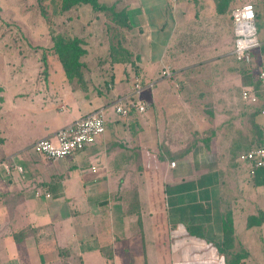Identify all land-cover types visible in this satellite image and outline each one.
I'll use <instances>...</instances> for the list:
<instances>
[{"label": "crops", "instance_id": "crops-1", "mask_svg": "<svg viewBox=\"0 0 264 264\" xmlns=\"http://www.w3.org/2000/svg\"><path fill=\"white\" fill-rule=\"evenodd\" d=\"M187 1L98 0L116 3L130 27L122 43L130 54L125 80H113L105 92L88 84L96 77L89 73L83 89L68 88L60 63V72L51 71L42 82L19 73L0 83V119L7 115L6 127H0V264H218L228 205L234 236L249 256L256 253V237L264 236V170L249 177L239 156L257 144L231 149L255 184H239L247 199L225 204L227 175L218 161L224 124L208 127L241 110L233 121L251 116L262 140L264 38L250 63H240L231 54L233 43L204 42L208 23L219 34L233 35L230 16L228 23L221 19L228 5L219 12L214 0H197L202 7L196 13L194 0ZM165 71L171 76L163 78ZM197 77L200 107L194 108L190 85ZM136 83L143 86L139 92ZM247 87L257 92L255 106L242 99ZM131 95L145 110H131L125 118L108 113L103 134L69 159L51 161L31 151L36 140ZM186 122L201 136H215L198 139L183 130Z\"/></svg>", "mask_w": 264, "mask_h": 264}, {"label": "rangeland", "instance_id": "rangeland-1", "mask_svg": "<svg viewBox=\"0 0 264 264\" xmlns=\"http://www.w3.org/2000/svg\"><path fill=\"white\" fill-rule=\"evenodd\" d=\"M190 1V0H189ZM187 1V2H189ZM264 0H230L228 4V10L224 14L222 20L227 22L230 11L233 8L240 7L244 4L251 3L254 6L256 18L255 27L259 40L264 38ZM193 9L198 13L199 5L197 0H194ZM261 3L260 10L257 12L258 4ZM191 3V2H190ZM59 3L57 0H0V83L4 84L10 80L11 77L18 75L19 73L30 74L29 81L42 82L48 76L51 71L60 72L59 60L53 52V36L59 34L64 38L77 37L81 40L80 46L85 50V54L81 57L85 67L82 69V75L86 76L89 73L91 76L96 75L95 78H91L90 86L96 87V90L105 92L106 87L109 90V83H113V80H125L124 72L126 66L123 64H111L108 56L110 46L116 47L117 44L122 46V43L127 39L125 29L119 23L111 21L108 15L103 13H93L88 7L79 6L75 7L72 11L61 13L59 10ZM120 8L119 6L117 7ZM229 15V16H228ZM228 23V22H227ZM227 23L221 22L222 27H226ZM208 30L205 34L204 42L208 46L215 44L216 42L222 43L224 40L228 44H232L233 35L228 30L223 32L221 30L217 32L212 28V23H208ZM212 29V30H211ZM228 33V34H227ZM222 34H224L222 36ZM225 36V37H224ZM206 39V40H205ZM196 43V38H192V43ZM263 53V49H261ZM42 57H45V62ZM258 57V56H257ZM110 74L112 76L110 77ZM115 75V77H114ZM86 78V77H85ZM111 78H115L112 79ZM88 80V79H87ZM68 88L76 89L78 85L76 83H68ZM193 91V98L196 91L199 90V79H194L191 83ZM199 98H194V108H199ZM241 108V107H240ZM241 110L232 111L231 115H226L217 120H207L213 123V127H208V130H215V124L222 122L221 138L222 144L225 146V150L221 157H218V161L222 166V171L227 175L223 182V198L225 204L232 199H247V191L240 190L239 184H251L254 185V180L249 179L245 175V171L242 166L235 160L237 155L236 150H231L236 146H239V150L242 151L248 148L251 144L257 142L258 127L255 125V121L250 117H244L242 119L234 120V114L236 115ZM237 112V113H236ZM199 113V110H198ZM193 114L198 117L197 112L193 111ZM220 120V121H219ZM244 120L246 123H244ZM219 121V122H218ZM7 115L3 113L0 119V127H6ZM218 122V123H217ZM192 126H188L187 122L184 124L183 130L187 133L190 132L198 139L202 137L215 136V133L206 132L201 136V131L196 130ZM254 125V130L250 126ZM248 130H251L248 133ZM238 132V134H237ZM201 136V137H200ZM212 138V137H211ZM214 142V141H213ZM214 145V143H213ZM227 147V148H226ZM214 149V146H212ZM230 151V153H227ZM71 155L67 156L65 160L69 159ZM182 162V159H179ZM232 169V171L230 170ZM234 171V173H232ZM234 174V175H232ZM233 178L235 179L233 181ZM236 187V188H235ZM209 193V191H206ZM215 195V190L212 192ZM200 197H203V193H200ZM258 197V196H257ZM255 209L253 216L259 221H262L260 208L258 201H255ZM229 205L224 207V213L230 211ZM251 223V222H250ZM255 223V222H254ZM259 225V224H258ZM219 237L221 236L220 224L218 225ZM256 237V253L249 256V253L243 249L241 241L232 235L226 236L223 239L224 249L226 253L217 255L218 264H227L228 261L241 252H246L247 256L239 259L238 264H264V236L259 233ZM251 251L255 250V247H251ZM234 255V256H232ZM232 263V262H231Z\"/></svg>", "mask_w": 264, "mask_h": 264}, {"label": "built area", "instance_id": "built-area-1", "mask_svg": "<svg viewBox=\"0 0 264 264\" xmlns=\"http://www.w3.org/2000/svg\"><path fill=\"white\" fill-rule=\"evenodd\" d=\"M230 18L233 27V45L231 54L240 63L249 64L250 53L259 47L255 18L256 13L251 3L233 8L230 11ZM171 73L165 71L162 77H170ZM259 78L264 81V74L260 73ZM151 87V84L149 85ZM135 92L143 89V86L136 83ZM242 99L247 104L255 106L258 104V95L254 88L247 87L242 91ZM131 110L143 112L145 105L133 100V96L118 97L112 104L99 106L71 124L64 126L48 137L36 140L30 147L37 155L51 161L63 160L67 156L83 151L86 147L94 144L105 131V121L108 113L120 118H125ZM259 115L264 121V105L259 107ZM239 161L246 165L247 175L253 178L259 170H264V132L263 139L259 145L254 146L239 156ZM173 165V164H172ZM8 171V166L4 165ZM94 171V168H92ZM48 197V194H45Z\"/></svg>", "mask_w": 264, "mask_h": 264}, {"label": "trees", "instance_id": "trees-1", "mask_svg": "<svg viewBox=\"0 0 264 264\" xmlns=\"http://www.w3.org/2000/svg\"><path fill=\"white\" fill-rule=\"evenodd\" d=\"M59 3V10L61 13L67 12L72 8L85 6L90 9L93 13H103L110 17L111 21L114 23H120L122 28L129 29V24L127 23L126 15L123 10L116 9V3L111 5L100 4L98 0H57ZM230 0H214L216 4V9L222 12L228 5ZM81 40L77 37L64 38L62 35L53 36L52 49L57 56L65 76L70 83H76L81 89L85 87V80L83 79L82 69L85 67L84 63L81 61V57L85 54V50L80 46ZM108 56L111 57L112 64H127L129 63L130 54L122 48L120 44L116 47L110 46ZM45 62V57H42ZM263 139V138H262ZM262 142L257 140L255 144L259 145ZM260 224V221L257 222ZM250 225V224H249ZM223 235L226 240V236L233 234L232 222L229 212L225 213L223 216ZM224 240V241H225ZM223 247L219 248V253H226V249ZM234 256V255H232ZM246 252H241L240 254L234 256L227 264H238L239 259L246 257ZM232 262V263H231Z\"/></svg>", "mask_w": 264, "mask_h": 264}]
</instances>
